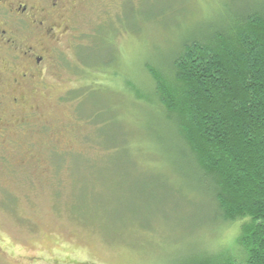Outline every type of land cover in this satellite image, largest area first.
<instances>
[{"label": "rangeland", "instance_id": "obj_1", "mask_svg": "<svg viewBox=\"0 0 264 264\" xmlns=\"http://www.w3.org/2000/svg\"><path fill=\"white\" fill-rule=\"evenodd\" d=\"M64 1L66 34L21 46L48 49L44 76L16 85L17 54L0 53V264L242 260L240 223L215 218L147 65L250 0Z\"/></svg>", "mask_w": 264, "mask_h": 264}, {"label": "trees", "instance_id": "obj_2", "mask_svg": "<svg viewBox=\"0 0 264 264\" xmlns=\"http://www.w3.org/2000/svg\"><path fill=\"white\" fill-rule=\"evenodd\" d=\"M174 51L147 65L151 101L203 179L215 218L240 223L245 250L242 260L191 264H264V2L247 1Z\"/></svg>", "mask_w": 264, "mask_h": 264}, {"label": "flooded vegetation", "instance_id": "obj_3", "mask_svg": "<svg viewBox=\"0 0 264 264\" xmlns=\"http://www.w3.org/2000/svg\"><path fill=\"white\" fill-rule=\"evenodd\" d=\"M65 7L67 3L64 0H0V53L11 51L17 54V59L13 60L16 65L13 68L18 71V77L14 79L16 85L32 82L39 75L42 77L46 74L48 49L43 45L39 53L30 45L22 52L21 46L24 47V42L29 44L36 34L49 40L66 34L68 26L61 23L60 17ZM2 62L3 59H0V65ZM12 101L17 105L21 99L15 97ZM2 108L3 95L0 93V146L4 143L5 130L8 128V120L5 119Z\"/></svg>", "mask_w": 264, "mask_h": 264}]
</instances>
